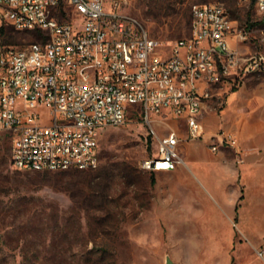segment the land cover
<instances>
[{
	"label": "built area",
	"instance_id": "built-area-1",
	"mask_svg": "<svg viewBox=\"0 0 264 264\" xmlns=\"http://www.w3.org/2000/svg\"><path fill=\"white\" fill-rule=\"evenodd\" d=\"M240 1H253L262 19L264 0ZM121 9L118 0H0V133L10 138L14 169H96L101 131L122 125L135 105L147 122L182 119L186 138H199L206 100L222 96L226 85L264 75V51L249 48L248 34L221 3L195 5L190 36L170 42ZM9 28L37 40L7 42ZM226 40L236 46L226 48ZM181 142L174 131L158 137L142 168L184 165ZM227 143L237 146L234 137Z\"/></svg>",
	"mask_w": 264,
	"mask_h": 264
},
{
	"label": "rangeland",
	"instance_id": "rangeland-1",
	"mask_svg": "<svg viewBox=\"0 0 264 264\" xmlns=\"http://www.w3.org/2000/svg\"><path fill=\"white\" fill-rule=\"evenodd\" d=\"M118 1L123 13L164 42L190 36L195 5L221 3L248 34L249 46L264 51V15L252 4ZM14 34L18 43L37 40L31 33ZM213 101L220 107L224 97ZM172 127L170 117L147 122L141 107L132 106L122 125L101 131L96 169L47 173L14 169L10 138L0 133V264H264V168L258 188L240 187L233 237H203L202 225L210 223L173 198L178 184L159 212L160 193L171 178H160L142 163ZM194 225H201L199 231Z\"/></svg>",
	"mask_w": 264,
	"mask_h": 264
},
{
	"label": "crops",
	"instance_id": "crops-1",
	"mask_svg": "<svg viewBox=\"0 0 264 264\" xmlns=\"http://www.w3.org/2000/svg\"><path fill=\"white\" fill-rule=\"evenodd\" d=\"M229 44L230 48L236 46L233 40ZM239 48L246 50L245 46ZM261 77L264 75L248 77L233 88L224 86L220 107L213 98L206 100L199 118V138L187 139L185 121L167 116L175 122L171 131L182 139L180 151L185 164L169 171H156L160 178H171L160 193L159 212L170 201L169 191L178 184L179 192L173 198L179 204L189 205L197 218L210 223L202 225L206 231L203 237H233L232 223L237 218L242 195L240 187L258 188L259 174L264 168V78ZM229 137L236 139V147L227 143ZM194 226L199 231L201 225Z\"/></svg>",
	"mask_w": 264,
	"mask_h": 264
},
{
	"label": "bare ground",
	"instance_id": "bare-ground-1",
	"mask_svg": "<svg viewBox=\"0 0 264 264\" xmlns=\"http://www.w3.org/2000/svg\"><path fill=\"white\" fill-rule=\"evenodd\" d=\"M221 9L225 10L222 4ZM226 48H230L229 40H226ZM130 61H137V54H130ZM81 73L85 75V77H93V70H91L89 66H81Z\"/></svg>",
	"mask_w": 264,
	"mask_h": 264
},
{
	"label": "trees",
	"instance_id": "trees-1",
	"mask_svg": "<svg viewBox=\"0 0 264 264\" xmlns=\"http://www.w3.org/2000/svg\"><path fill=\"white\" fill-rule=\"evenodd\" d=\"M251 4L253 5L254 2L252 1ZM7 32H8V34H7V37H6V41L7 42H12V43L17 42L16 35L14 34V32H16V31L13 28H9Z\"/></svg>",
	"mask_w": 264,
	"mask_h": 264
},
{
	"label": "water",
	"instance_id": "water-1",
	"mask_svg": "<svg viewBox=\"0 0 264 264\" xmlns=\"http://www.w3.org/2000/svg\"><path fill=\"white\" fill-rule=\"evenodd\" d=\"M167 263L170 264V261L168 260Z\"/></svg>",
	"mask_w": 264,
	"mask_h": 264
}]
</instances>
